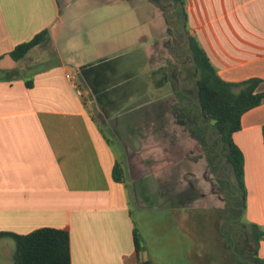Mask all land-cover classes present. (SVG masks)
<instances>
[{
  "label": "crops",
  "instance_id": "obj_1",
  "mask_svg": "<svg viewBox=\"0 0 264 264\" xmlns=\"http://www.w3.org/2000/svg\"><path fill=\"white\" fill-rule=\"evenodd\" d=\"M140 1L0 0V233L66 229L70 264H153L148 250L133 259L137 225L149 223L168 233L162 241L180 248L183 264H230L227 237L237 226L225 234V189L211 183L204 151L163 159L164 141L185 127L166 99L177 75L153 50L167 29H147ZM183 1L188 33L218 76L256 78L264 91V0ZM131 12L141 34L130 31ZM43 31L48 45L18 62L8 56ZM240 125L232 135L244 162L239 219L264 226V104ZM4 247L12 264L10 236L0 237ZM257 256L264 260V241Z\"/></svg>",
  "mask_w": 264,
  "mask_h": 264
},
{
  "label": "trees",
  "instance_id": "obj_2",
  "mask_svg": "<svg viewBox=\"0 0 264 264\" xmlns=\"http://www.w3.org/2000/svg\"><path fill=\"white\" fill-rule=\"evenodd\" d=\"M149 1L156 2V0ZM163 1L175 4L177 7L175 16H177L178 23L185 27L186 44L184 52L189 54V63L192 64L190 68L186 69V72L194 82L193 90L197 103L201 107L202 116L211 122V132L218 136L221 143L225 163L229 166L228 179L231 187L233 191L238 192L236 198L229 191L225 193V198L226 200L228 199V208L239 206L245 210L246 191L243 179V156L234 144L232 135L240 130V120L243 114L264 104V91H259L262 81L256 78L239 83L222 80L218 76L217 70L209 62L203 49L195 38L188 33L185 2L183 0ZM157 2L164 11L167 6H164L161 0ZM164 12L166 14L168 11ZM169 17L166 16V20L173 27V17L172 20ZM49 43V33L48 31H43L29 42L17 45L8 56L13 61L18 62L24 59L32 49L41 45H48ZM31 85V81L26 82L27 87H31ZM262 137L264 144V126L262 128ZM202 144L208 147L206 156L210 157V159L207 162L210 167H213L216 164L215 160L220 155L218 152L217 155L212 153L213 145H205V142H202ZM116 173H120L118 167H116ZM222 185L224 186L223 182ZM228 188L229 185L221 190ZM242 224L248 239L253 243L251 263L264 264V260L257 256L258 244L260 241H264V226L243 222ZM227 229L230 230L231 228L227 226ZM3 236H10L14 241L12 264H70L69 232L66 229L40 228L25 235L0 233V237ZM227 240L228 256L234 263L241 264L239 259L231 252L233 242L236 244L234 250L237 252L238 235L235 236L233 234L232 238L228 235ZM134 245L133 259L138 261L142 247L136 232H134Z\"/></svg>",
  "mask_w": 264,
  "mask_h": 264
},
{
  "label": "rangeland",
  "instance_id": "obj_3",
  "mask_svg": "<svg viewBox=\"0 0 264 264\" xmlns=\"http://www.w3.org/2000/svg\"><path fill=\"white\" fill-rule=\"evenodd\" d=\"M157 1L158 0H156V2ZM135 2H137V1H135ZM135 2H133V3H135ZM156 2L149 1V0H146V2L144 0L140 1V5H145V7H146L145 8L146 13H141L140 21H143L144 16H145V21L147 23V29L150 32H152L153 34L160 32L161 30H163V28L167 29V32L165 33L162 42H160V43L157 42L155 47L153 48L155 53L158 55L157 56L159 58L158 62H161L162 60L168 61V63L171 66V69L173 71H175L174 73H176V75H177V78H173V83H172V94L174 96L170 97V98L167 97L166 99H168V100L171 99L172 103L176 102L175 106L173 108V112L175 113L178 121L180 119L179 117H182L185 120V119H187L189 112L192 114V116H193L192 118L194 119L193 124H191V125H193L192 127H196V124L199 125L197 127L200 128V131H201L200 133L205 137V140H206L205 145H208V144H210L211 146L213 145V152L212 153L217 155V152H218L220 155L215 160L216 164L213 167H210L208 165V162H207L210 159V157L206 156V153L208 152V147L204 146L202 144V139L196 140L195 144H194V142L190 138L192 136V133L195 132V130L192 129V133L190 136V127H189V125L188 126L186 125V126H184L185 130H183V132H181L179 130L178 134L175 132L174 134L171 135L170 140L164 141L165 146L170 147L171 153L168 156H164L163 159H164V161L169 160V159L178 160L181 157V155L183 154L184 158H190V160L191 159L194 160V157L197 158L196 152L199 153V150H202V151H204L205 159H206V162H207V165L209 168L208 174H209L210 178L209 177L208 178L211 180V183L213 184L214 182H216V183H218V185L220 184L221 185V186L219 185L220 189H222L224 187H228L229 179L227 181L224 180L225 176L228 177L227 175L224 174L227 164L225 163V159L223 156V150H222L221 143L219 142V138H218V136H215V134L211 132V128H212L211 122L208 121V119H206L204 116H201L196 111V107L193 104H190L191 102L189 100L187 102L185 97H184L186 90H187L186 88L190 87L191 78H190V75L187 72L185 73V70H184L185 66L186 67L189 66V59L187 57H183V58L180 57L182 49H183V44H184L183 34L179 33L177 28L174 30L173 27L170 24H168L164 11H169V6L165 7V9L163 11L161 9L162 6L158 5L157 4L158 2L157 3ZM150 5L156 9V12H154L152 10ZM157 11L161 12L163 17H164L162 19V22L160 21V18L158 17L159 14ZM93 13L97 14V12H93ZM125 14H126V16H128L127 11H125ZM130 15H131V19H132V27H131L130 31L132 33L134 31H136V32H134L133 35H135L137 33L141 34V32L144 31L143 26L141 25V23L139 24L137 17L134 19V13L133 12H131ZM169 16H170L169 19L172 20V16L171 15H169ZM128 18H129V16H128ZM114 31L116 32L117 30L114 29ZM163 44H164V46H163ZM134 56H135V50L133 49L132 45H130L129 49L126 50L125 57L129 60V59H132ZM179 79H182L185 82L180 83ZM180 86H183V88H180V91H184L183 94H179V92H180L179 87ZM194 96H195V93H192L193 99H194ZM127 107L128 106H126V105L124 107H120V105H119L118 107H116V109H118L119 111H125V110H127ZM209 126H210V129L208 130ZM207 133H208V136H207ZM193 148L196 149L195 154H194ZM118 158H119V161L123 160L122 156H120ZM165 173H166V171H163V173H161L159 175L161 176ZM222 182L224 183V186L222 185ZM227 204H228V199H227ZM227 204H226V208H228ZM224 214H225V212L222 213V217L224 216V222L226 224L225 234H228L229 229H227V226L232 225L233 224L232 222H235L237 219H233L232 222H231V219L228 221V218L230 216L228 214H225V215ZM134 217L136 219V222H138V220H139L138 217L136 215H134ZM240 221H241V223L242 222L245 223V215L242 217V219ZM137 228H138L137 229V236H138V239L140 241L142 251L144 252V250H148V252L151 255H155L159 258L158 261H152L153 264H183L184 263V260H183L184 254L181 252L180 248L175 246L174 243L173 244L172 243L167 244L166 242L162 241V240L166 239V238H164V236L166 234H168V233H166V231L157 232L155 230V228L149 223H147L146 231H143L141 225H139V224L137 225ZM231 233H232V231L230 232V234ZM144 234H147V235L145 236ZM147 236L149 238L148 242L146 239ZM160 241H162V242H160ZM239 245L240 244L238 243L237 248H236L237 253H238V246ZM211 251H212V253H215V247L213 249H211ZM9 256H8V251H7L6 247L0 249V264H7ZM9 262H10V259H9ZM11 263H12V259H11ZM230 264H236V263L231 261ZM241 264H245V263H241Z\"/></svg>",
  "mask_w": 264,
  "mask_h": 264
},
{
  "label": "flooded vegetation",
  "instance_id": "obj_4",
  "mask_svg": "<svg viewBox=\"0 0 264 264\" xmlns=\"http://www.w3.org/2000/svg\"><path fill=\"white\" fill-rule=\"evenodd\" d=\"M161 1H162V3H163L164 6H169V11L165 15L166 16L171 15L173 17V20H174V16H175L176 9H177V7L175 6V4L173 6L174 12L171 13L172 3L165 2L163 0H161ZM180 26L181 25L178 23V25L176 27L178 29V31H179V27ZM173 27H174V25H173ZM179 33H182L183 34V38H184L183 49H182V52H181V56L180 57H182V58L183 57H187L188 58L189 57V54L184 52L185 44H186V42H185V34L183 33V31H179ZM191 66H192L191 63H189V66H187V67L185 66V69H184L185 70V73H186V69L190 68ZM179 82L180 83H183L185 81L182 80V79H179ZM193 88H194V82L191 79L190 80V87H189V89L186 90L185 95H188L189 101L191 102V103L190 102L189 103L190 104H193L196 107V111L202 116V114L200 113L199 108H197L198 107L197 99L195 98V96H194V99L192 98V93H194ZM181 92L184 93V91H180V94H183ZM192 117H193L192 114L189 112V115H188L187 119L184 120V118L179 117L180 118L179 121L181 123H183L184 126H186V125L188 126L189 125V127H190V134L192 133V129L195 130V132L192 133V136L194 137L195 140H201L202 139V142H205L206 141L205 140V137L200 133L201 132L200 131V128L197 127L199 125L196 124V127H192L193 125H191V124H193V122H194V119ZM208 130H209V128H208ZM207 135H208V133H207ZM224 180H228V177L225 176L224 177ZM226 190H228L229 193H231L233 195V193H232L233 189L231 187V184H229V188L226 189ZM224 212L226 214H228V215H235V218L234 219H237L233 224H236V226H237L236 229H237V235H238L239 244H240L238 246V254H239L240 258H241V261L240 262L241 263H245V264H252L251 263V259H252V254H253V243L248 239V236L246 235V232H245V229H244L243 224L241 222H240V224L237 222L238 220H240L239 218L241 217L240 216L241 215V207L234 206V208H233V206H232V207H229V208H225V211Z\"/></svg>",
  "mask_w": 264,
  "mask_h": 264
},
{
  "label": "water",
  "instance_id": "obj_5",
  "mask_svg": "<svg viewBox=\"0 0 264 264\" xmlns=\"http://www.w3.org/2000/svg\"><path fill=\"white\" fill-rule=\"evenodd\" d=\"M173 6H174V3H172V10H171V13H173L174 12V8H173ZM177 25H178V19H177V16H174V30L176 29V27H177ZM179 31H183V33L185 34V27H184V25H181L180 27H179ZM198 107H199V110H200V113L202 114V110H201V107H200V105L198 104ZM209 129H210V126H209ZM208 136V135H207ZM226 167H227V172H226V174H227V176H229V166L228 165H226ZM229 184H231L230 182H229ZM228 190H223V193H224V195H225V193L227 192ZM232 193H233V197H237L238 196V192L237 191H232ZM233 208H234V206H233ZM226 214V213H225ZM244 214V209H242L241 208V215L240 216H242ZM230 237L232 238V233L230 234ZM234 248H235V243L233 242V245H232V247H231V252L239 259V261H241V258H240V256H239V254L237 253V252H235V250H234Z\"/></svg>",
  "mask_w": 264,
  "mask_h": 264
}]
</instances>
